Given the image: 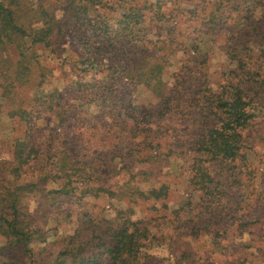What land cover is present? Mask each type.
I'll list each match as a JSON object with an SVG mask.
<instances>
[{
  "label": "rangeland",
  "instance_id": "rangeland-1",
  "mask_svg": "<svg viewBox=\"0 0 264 264\" xmlns=\"http://www.w3.org/2000/svg\"><path fill=\"white\" fill-rule=\"evenodd\" d=\"M147 1L155 0L126 3L140 7ZM219 1L171 0L170 17L161 23L150 19L154 9H145V22L138 26L147 34L145 64H158L162 71L161 81L151 86L130 82L122 68L110 67L124 64L125 42L116 43L115 61L107 56L97 68L82 41L68 34L56 36L50 47L35 48L37 63L19 89L21 108L34 104L36 127L37 156L24 174L46 190L68 184L74 189L48 208L38 193L30 199L33 224L44 231V240L32 243L35 253L46 256L76 245L96 222L131 209V217L142 220L157 240L132 264H216L204 245L214 237L227 240L234 231L248 246L254 242L248 251L254 264H264V0ZM120 3L127 6L122 0L96 5L114 17ZM77 25L85 30L82 21ZM239 90L254 114L242 131L239 153L209 159L197 152V139L216 124L213 106ZM48 104L52 110L65 108L59 127V119L51 125L44 119L54 117ZM26 124L0 116V160L7 161L0 163L1 186L11 144L28 133ZM56 156L84 171L60 173ZM55 174L62 177L44 184L43 176ZM151 187H161L165 196L142 199L134 192Z\"/></svg>",
  "mask_w": 264,
  "mask_h": 264
},
{
  "label": "trees",
  "instance_id": "trees-1",
  "mask_svg": "<svg viewBox=\"0 0 264 264\" xmlns=\"http://www.w3.org/2000/svg\"><path fill=\"white\" fill-rule=\"evenodd\" d=\"M56 1H59L57 5L53 0H0V116L6 114L23 119L28 129L23 137L14 138L9 164L5 168L3 165L7 176L5 184L0 185V264H132L137 262L140 252L146 246L152 247L156 237L148 232L142 220L131 217V209H117L114 216L96 222L76 245L46 256L43 252H34L32 243L44 240V231L33 224L32 213L29 211L30 199L38 193L45 200L42 207L48 208L59 197L69 195L74 189L68 184V189L61 187L46 190L38 185V181L28 180L24 174L27 171L25 167L37 156L33 144L36 127L32 114L34 104H30L28 109L21 108L19 89L25 83V76L31 72L32 65L37 63L35 48L50 47L56 36L67 34L82 41L84 50H88L85 55L93 68L101 67L108 61V57L115 61L114 55L119 48L116 43H127L122 46L123 52L120 55H123L126 65L119 62L118 65L111 63L110 67L118 71L122 68L130 82L146 86H151L152 81L160 82V65L150 67L145 64L147 54L142 51V45H147L144 44L147 34L138 26L145 22V9H154L150 19L154 18L157 22L169 18L167 16L173 10V7L168 6L171 0L147 1L140 7H132L126 0H122L127 6L120 3L113 7V12H118L114 17L108 12L99 11L96 4L101 3V0ZM217 1L214 0L215 3ZM59 9L63 10L60 17L57 14ZM81 21L85 30L77 25ZM261 38H264V32ZM159 96L164 97L163 92ZM213 107L216 124L208 136L202 134L197 139V152L208 155L209 159L233 158L239 153L242 131L254 115L250 112V109L253 110L252 103L239 90L238 94H232L231 98ZM46 108L52 110L50 104ZM65 113V108L61 111L52 110L51 115L54 117L44 119L48 125L59 119L60 123L56 125L59 127L66 121ZM56 126L51 127L54 129ZM72 161L66 164L63 158H58L59 172L68 168L70 170L66 175H81L84 169ZM200 174L211 181L204 170ZM60 177L61 174H55L41 179L46 184ZM134 192L142 199H159L166 194L161 187L135 189Z\"/></svg>",
  "mask_w": 264,
  "mask_h": 264
},
{
  "label": "crops",
  "instance_id": "crops-1",
  "mask_svg": "<svg viewBox=\"0 0 264 264\" xmlns=\"http://www.w3.org/2000/svg\"><path fill=\"white\" fill-rule=\"evenodd\" d=\"M252 237L253 236L250 235L251 239ZM232 241L235 242L233 247L225 244L231 243ZM247 243L248 242H246L244 237H241L238 231H234L227 237V240L226 235L212 238L211 241H208V243L204 245V249L208 251V257L217 259L218 262L216 264H254L255 260L253 255H251L252 252L248 251L256 246H254L255 244L253 241H249L250 246H248L249 244ZM255 259H259V257L256 256ZM210 264H212V262Z\"/></svg>",
  "mask_w": 264,
  "mask_h": 264
}]
</instances>
